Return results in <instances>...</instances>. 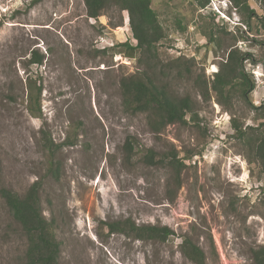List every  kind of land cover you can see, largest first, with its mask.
I'll use <instances>...</instances> for the list:
<instances>
[{
	"label": "rangeland",
	"instance_id": "374dc122",
	"mask_svg": "<svg viewBox=\"0 0 264 264\" xmlns=\"http://www.w3.org/2000/svg\"><path fill=\"white\" fill-rule=\"evenodd\" d=\"M248 3L264 17V0ZM151 8L165 39L152 56L137 51L131 59L112 50L137 44L118 7L94 20L84 0H0V191L23 196L43 179L42 210L57 225L59 264H193L182 254L186 238L203 248L207 264H255L252 251L264 246V165L232 120L264 136V119L240 92L229 107L218 104L211 82L236 44L256 60L245 63L255 84L249 99L264 106V27L247 12H225L220 0L205 9L195 0H152ZM244 20L252 32L238 26ZM34 52L41 64L32 63ZM145 71L173 96L190 97L199 121L188 116L186 125L157 132L146 114L128 112L121 83ZM206 81L209 99L201 95ZM48 140L60 146L53 148L59 180L48 175ZM150 151L184 160L180 188L175 169L145 163ZM124 220L167 226L174 236L110 235L105 224ZM27 248L0 194V264H24Z\"/></svg>",
	"mask_w": 264,
	"mask_h": 264
},
{
	"label": "trees",
	"instance_id": "16d2710c",
	"mask_svg": "<svg viewBox=\"0 0 264 264\" xmlns=\"http://www.w3.org/2000/svg\"><path fill=\"white\" fill-rule=\"evenodd\" d=\"M201 9H205L209 5V0H195ZM236 13L243 16V12L248 13L249 19L257 18L261 20L264 27V17L259 18L254 10L250 9L248 0H229ZM87 17L90 19H98L102 13L110 7H118L125 14L128 20L133 39L137 42L136 46L128 42L113 46L112 50L125 49L124 52H116L123 54L126 58L133 59L137 51L142 56H152L156 53L157 45L165 39L163 28L158 20L155 11L151 8L152 0H84ZM248 31L251 30V23L245 21L241 23ZM241 29V28H238ZM220 32L226 33L224 27L219 28ZM217 31V32H218ZM219 33V32H218ZM243 38V37H242ZM218 36L210 35L208 41L210 43L217 42ZM261 45L264 46V43ZM104 48L103 51H106ZM42 56L33 53L32 63L41 64ZM180 61H176L179 64ZM251 62L254 65L256 60L254 56L248 52L239 50L238 47L232 45L229 47V53L225 63H221L219 71L215 74L214 80L211 82V91L214 92L218 104L226 107L232 105L235 97L234 92H240L241 97L250 104L256 117L264 119V106L254 107L249 99L250 94L255 90L254 82L250 81L245 71V63ZM169 70L178 71L179 77H184V72L179 65L168 66ZM186 69V68H185ZM185 73L190 75L191 69H186ZM208 82L205 87H201V95L204 99H209L210 91ZM124 96V105L131 114L143 113L147 115L149 125L154 131L159 132L169 125L176 123L187 124V117L193 122L199 121V116L194 109L193 102L190 97H175L170 94L167 86L159 85L145 72L124 79L121 83ZM229 107V106H227ZM263 125V124H262ZM232 127L249 146L255 148L258 159L264 165V136L247 134L238 126L237 120H232ZM253 130V128H249ZM44 148L50 156L48 175H53L59 180V168L54 166L53 148L55 146L51 140H48ZM124 149L127 154L133 152V144L127 140ZM158 154L153 151L144 158L145 163L150 166L167 165L177 172V187H181L179 176L183 167L184 160L177 159L176 156L167 160L163 157L157 159ZM44 188L43 179L36 181L29 190L21 196L11 190L3 189L0 191L8 209L13 218L20 224L28 241V248L25 256L24 264H59L61 254V243L56 240L55 231L57 229L54 220H48L42 210L41 193ZM109 234H122L129 238L141 241H159L166 242L174 236V232L167 226H137L130 220L116 221L105 224ZM215 251V245L212 244ZM182 254L193 264H207L206 252L199 245L194 244L189 238H186L181 245ZM255 264H264V246L252 251Z\"/></svg>",
	"mask_w": 264,
	"mask_h": 264
},
{
	"label": "clouds",
	"instance_id": "9594fccd",
	"mask_svg": "<svg viewBox=\"0 0 264 264\" xmlns=\"http://www.w3.org/2000/svg\"><path fill=\"white\" fill-rule=\"evenodd\" d=\"M220 4L225 12H229L231 9L233 10L232 14L235 16L237 15L236 10L233 8L232 4L227 2V0H220ZM221 14V12H219ZM224 15L225 20L231 21V16L228 17L225 15V13H222Z\"/></svg>",
	"mask_w": 264,
	"mask_h": 264
}]
</instances>
